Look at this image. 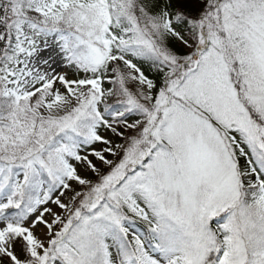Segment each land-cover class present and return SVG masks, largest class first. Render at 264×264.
I'll return each mask as SVG.
<instances>
[{
	"label": "snow or ice",
	"instance_id": "obj_1",
	"mask_svg": "<svg viewBox=\"0 0 264 264\" xmlns=\"http://www.w3.org/2000/svg\"><path fill=\"white\" fill-rule=\"evenodd\" d=\"M0 264H264V0H0Z\"/></svg>",
	"mask_w": 264,
	"mask_h": 264
}]
</instances>
